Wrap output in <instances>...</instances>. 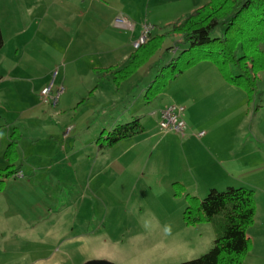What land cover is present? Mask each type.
I'll return each mask as SVG.
<instances>
[{"label": "rangeland", "instance_id": "obj_1", "mask_svg": "<svg viewBox=\"0 0 264 264\" xmlns=\"http://www.w3.org/2000/svg\"><path fill=\"white\" fill-rule=\"evenodd\" d=\"M37 1L31 0V4L36 6ZM10 2L0 0L3 27ZM148 2L120 0L135 20L143 18L155 0ZM45 3L48 0L38 5ZM156 30L152 27L150 33L166 29ZM223 30L220 25L211 36H219ZM177 40L167 38L163 48L174 46ZM178 45L158 52L142 66L125 84L130 88L120 91L119 100L110 97L104 102V96L96 93L93 100L86 99L77 109L68 110L71 101H63V97L59 104L66 112L60 120L56 109H43L29 91V109L43 112L52 124L44 135L47 137L37 134L32 139L35 133L26 130L24 146L14 160L0 157V264H83L94 259L113 264H176L211 247L214 231L209 223L187 226L182 219L185 194L202 198L207 191L194 182L176 181V175L183 171L182 136L163 132L157 124L159 110L178 104L176 98L169 94L167 85L151 103L143 100L144 89L158 66L179 54ZM143 71L147 77L134 82ZM85 96L80 95V99ZM94 101L98 102L96 107ZM248 102V109L235 107L231 121H235L238 136L259 138L249 137L260 151L250 150L240 137L235 160L240 157L239 167L246 163V169H238L237 174L254 188L255 205L264 212V69ZM132 115L143 118L145 131L99 150L96 139L100 130L111 129L112 120L124 122ZM208 117L212 131H229L226 121L223 123L216 113ZM263 227L264 222L254 229L252 251L264 253Z\"/></svg>", "mask_w": 264, "mask_h": 264}, {"label": "crops", "instance_id": "obj_2", "mask_svg": "<svg viewBox=\"0 0 264 264\" xmlns=\"http://www.w3.org/2000/svg\"><path fill=\"white\" fill-rule=\"evenodd\" d=\"M40 1L42 0H38L34 6L31 0H11L5 11L4 27L0 22L3 38V45L0 48L2 158L12 129H16L20 134L18 156L19 149L24 146L22 141L26 130L30 129L35 133L32 139H36L37 134L47 137L44 135L52 122L49 119V122L47 121L43 112L29 109L26 104L29 91L37 98V104L43 109H56L58 111L56 118L59 120L66 112L59 104L63 97V101H71L68 110L77 109L86 99L93 100L96 93L104 96H99L104 98V102L109 101L110 97L119 100L120 91L123 88H126L125 90L130 88L125 87V84L138 71L115 86L109 77L98 79L94 74V68L123 63L133 52L132 42L139 36L144 24L152 25L153 30H160L165 23L180 19L204 2V0H155L152 10L147 9L143 18L135 20L134 14L125 9L120 0L117 2L48 0V3L39 6ZM196 1V4H192ZM14 2L18 4L17 8L13 6ZM116 17H122L128 24L117 26L114 23ZM55 66H59V75L55 83L64 85L65 90L56 105L42 104L39 101V91L48 82L50 72ZM147 75L148 73L143 71L134 82ZM73 90L75 91L72 94ZM168 90L169 94L176 98L174 101L185 108L186 129L180 138L184 155L181 166L183 171L176 175V181L194 182L195 185L206 189L205 191L210 188L222 190L227 186H246L254 190L245 180L242 182L237 174L238 169H246V163L239 167L240 157L237 162L235 160V157H238L236 154L238 140L240 141L241 137V143L245 142L255 153H259L260 149L250 142L251 136L248 134L238 136L235 121H231L236 112L235 107L238 105L246 109L250 107L246 93L226 83L218 69L209 61H201L184 71L168 84ZM84 94L87 96L80 99V95ZM93 104L96 107L98 102L94 101ZM210 113L212 115L216 113L220 119L222 118L223 123L226 121L229 131L222 134L212 131L209 125L211 119L208 117ZM135 116L138 115H132L124 122ZM138 117L143 125V118ZM113 121L109 124L112 128L124 123L120 120ZM203 127L207 130L205 131ZM68 128L69 126L63 134L69 130ZM200 131H204V134L198 135ZM140 134L129 138H135ZM103 149L108 148H99L101 151ZM263 222L264 212L256 206L254 223L246 231L252 246L242 264H264V253L252 251L255 244L254 229ZM261 232L264 235V231Z\"/></svg>", "mask_w": 264, "mask_h": 264}, {"label": "trees", "instance_id": "obj_3", "mask_svg": "<svg viewBox=\"0 0 264 264\" xmlns=\"http://www.w3.org/2000/svg\"><path fill=\"white\" fill-rule=\"evenodd\" d=\"M220 25L224 30L219 36L212 37L211 33ZM162 28L166 30L150 33L146 42L134 49L123 63L94 68L96 77H109L118 86L158 52L168 51L179 43V54L158 66L157 73L144 89L146 103L201 61L214 64L223 80L242 89L251 101L258 74L264 69V0H206L182 19L168 22ZM173 37L179 38L174 46L163 48L165 40ZM2 45L0 29V48ZM143 131L140 118L135 116L110 130L102 129L96 142L99 148H111ZM9 139L3 157L12 161L17 156L19 132L12 129ZM173 184L176 186L177 183ZM185 198L184 223L187 226L209 223L213 227L214 239L203 254L176 264H242L252 246L246 231L254 223L253 189L246 186H227L222 190L210 188L202 198L188 193Z\"/></svg>", "mask_w": 264, "mask_h": 264}, {"label": "built area", "instance_id": "obj_4", "mask_svg": "<svg viewBox=\"0 0 264 264\" xmlns=\"http://www.w3.org/2000/svg\"><path fill=\"white\" fill-rule=\"evenodd\" d=\"M114 23L117 26H125L128 23L122 17H116ZM151 25L144 24L139 36L132 42L133 49L143 44L151 31ZM59 75V66H55L51 72L48 82L39 91V101L42 104H57L60 95L64 92L62 85H56V79ZM185 108L180 104H169L159 112L158 127L163 132H174L184 135L186 124L184 121ZM200 131L198 135H203Z\"/></svg>", "mask_w": 264, "mask_h": 264}, {"label": "water", "instance_id": "obj_5", "mask_svg": "<svg viewBox=\"0 0 264 264\" xmlns=\"http://www.w3.org/2000/svg\"><path fill=\"white\" fill-rule=\"evenodd\" d=\"M83 264H113V263L107 260L94 259V260H88Z\"/></svg>", "mask_w": 264, "mask_h": 264}]
</instances>
